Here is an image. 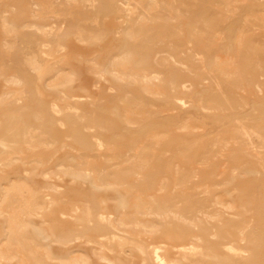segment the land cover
I'll use <instances>...</instances> for the list:
<instances>
[{"label": "rangeland", "instance_id": "1", "mask_svg": "<svg viewBox=\"0 0 264 264\" xmlns=\"http://www.w3.org/2000/svg\"><path fill=\"white\" fill-rule=\"evenodd\" d=\"M0 264H264V0H0Z\"/></svg>", "mask_w": 264, "mask_h": 264}, {"label": "bare ground", "instance_id": "2", "mask_svg": "<svg viewBox=\"0 0 264 264\" xmlns=\"http://www.w3.org/2000/svg\"><path fill=\"white\" fill-rule=\"evenodd\" d=\"M43 2V1H42ZM41 2V3H42ZM140 2V1H139ZM51 4V3H50ZM137 5H138V3H136ZM129 5V4H128ZM53 6V5H52ZM51 6V7H52ZM128 7V6H127ZM124 9H126V8H124ZM128 9H129V7H128ZM130 9H131V7H130ZM131 11V10H130ZM136 11V10H135ZM9 12H11L10 10H9ZM7 13V12H6ZM132 14V13H131ZM140 14V13H139ZM122 15V14H121ZM130 15V14H129ZM60 19V18H59ZM120 19H122V18H120ZM116 20V19H115ZM58 21H60V20H58ZM121 21V20H120ZM63 22V21H62ZM58 23V22H57ZM119 24V23H118ZM136 24V23H135ZM29 25V24H28ZM54 25H56V24H54ZM53 25V26H54ZM66 25V24H65ZM134 25V24H133ZM30 26H32V25H30ZM34 26H36L35 25V23H34ZM59 26V25H58ZM64 26V25H63ZM131 26V25H130ZM38 26H36V28H37ZM42 27V26H41ZM49 27V26H48ZM52 27V26H51ZM50 27V28H51ZM61 27V26H60ZM87 27V26H86ZM136 27H137V25H136ZM30 28V27H29ZM32 28H34V27H32ZM83 28V27H82ZM54 29H56V28H54ZM59 29H62V28H59ZM89 29V28H88ZM115 29V28H114ZM135 28H133V30H134ZM43 30V29H42ZM46 30V29H45ZM49 30H52V29H49ZM79 30V29H78ZM90 30V29H89ZM123 30V29H122ZM56 31V30H55ZM61 31V30H60ZM121 31V30H120ZM130 31V30H129ZM46 32V31H45ZM80 33H81V31H79ZM88 32V31H87ZM91 32H93L92 31V29H91ZM90 32V33H91ZM128 32V31H127ZM133 32V31H132ZM49 33V32H48ZM51 33V32H50ZM94 33V32H93ZM130 33V32H129ZM134 33V32H133ZM58 34V33H57ZM90 35H92V34H90ZM79 36V35H78ZM84 36H86V34L83 32V33H81V35H80V40L84 37ZM133 36H134V34H133ZM97 37V36H96ZM136 37V36H135ZM134 37V38H135ZM78 38V37H77ZM87 39H89V38H87ZM74 40V39H73ZM84 41V40H83ZM83 41H82V43H83ZM132 41H133V38H132ZM9 42V41H8ZM85 42V41H84ZM11 43H13V42H11ZM81 43V44H82ZM87 43V42H86ZM13 45V44H12ZM11 45V46H12ZM52 48V47H51ZM60 49V48H59ZM51 50V49H50ZM56 50V49H55ZM54 50V51H55ZM63 50V49H62ZM57 51V50H56ZM134 51H132V53H133ZM136 52V51H135ZM124 53V52H123ZM130 53V52H129ZM136 53H138V52H136ZM132 56V55H131ZM130 57V56H129ZM36 58V57H35ZM54 58V57H53ZM119 58V57H118ZM117 59V58H116ZM120 60H121V58H120ZM126 60V59H125ZM32 62H34L33 60H32ZM116 62H117V60H116ZM121 63V62H120ZM91 64V63H90ZM96 65V63H93V65L91 66V69L92 70H95L94 68H95V65ZM112 64V63H111ZM118 64V63H117ZM114 66V65H113ZM121 66V65H120ZM116 67V66H115ZM119 67V66H118ZM117 70V69H116ZM113 71V70H112ZM99 72H100V70H98V68H97V71H95V73H97V75L98 76H101V74H99ZM115 73V72H114ZM117 73V72H116ZM58 75V74H57ZM65 75V74H64ZM64 75L62 74L61 76H63L64 77ZM123 76V75H122ZM120 77H121V74H120ZM65 78V77H64ZM66 78H68V77H66ZM57 79V78H56ZM62 79V78H61ZM60 80V79H59ZM64 80V79H63ZM54 81H55V79H54ZM57 81V80H56ZM55 81V82H56ZM62 82V81H61ZM52 84V86H54L53 84H56V83H51ZM59 84H60V81L58 82V86H59ZM60 85H62V84H60ZM148 85V84H147ZM61 87V86H60ZM146 89H147V87H146ZM149 89V88H148ZM62 90V89H61ZM63 93V92H62ZM62 96H64L63 94H62ZM66 101V100H65ZM41 141V140H40ZM42 141H44V140H42ZM88 159V158H87ZM75 162V161H74ZM73 165V164H72ZM70 169V168H69ZM75 170V169H74ZM71 173H72V171H71ZM75 173V172H74ZM85 173V172H84ZM95 174V173H94ZM94 181H95V179H94ZM98 181V180H97ZM136 197V196H135ZM132 198V197H131ZM56 199V198H55ZM138 199V198H137ZM139 200V199H138ZM124 201V200H123ZM135 202L137 203V201L135 200ZM123 203V202H122ZM136 206V205H135ZM136 208V207H135ZM160 208V207H159ZM142 209H144V208H142ZM141 209V210H142ZM123 210V209H122ZM144 211V210H143ZM40 212V211H39ZM124 213V212H123ZM111 214V213H110ZM140 214V213H139ZM145 214V213H144ZM135 215V214H134ZM127 216V215H126ZM143 216V215H142ZM137 217V216H136ZM146 217V216H145Z\"/></svg>", "mask_w": 264, "mask_h": 264}]
</instances>
